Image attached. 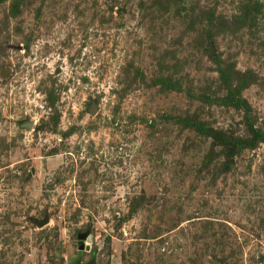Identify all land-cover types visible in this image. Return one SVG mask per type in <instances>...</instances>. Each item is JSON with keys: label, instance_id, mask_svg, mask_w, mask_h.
Masks as SVG:
<instances>
[{"label": "rangeland", "instance_id": "1", "mask_svg": "<svg viewBox=\"0 0 264 264\" xmlns=\"http://www.w3.org/2000/svg\"><path fill=\"white\" fill-rule=\"evenodd\" d=\"M91 263L264 264V0H0V264Z\"/></svg>", "mask_w": 264, "mask_h": 264}, {"label": "water", "instance_id": "2", "mask_svg": "<svg viewBox=\"0 0 264 264\" xmlns=\"http://www.w3.org/2000/svg\"><path fill=\"white\" fill-rule=\"evenodd\" d=\"M34 222L37 224L38 227L43 228L49 223V220L48 219L43 220V221L35 220ZM88 237H89V234H84V235L80 236V240L86 241L88 239ZM81 249L84 250L85 246L84 245L81 246ZM91 264H94V263H91Z\"/></svg>", "mask_w": 264, "mask_h": 264}]
</instances>
